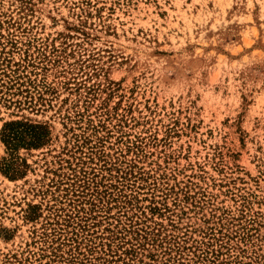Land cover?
Wrapping results in <instances>:
<instances>
[{"label": "rangeland", "instance_id": "1", "mask_svg": "<svg viewBox=\"0 0 264 264\" xmlns=\"http://www.w3.org/2000/svg\"><path fill=\"white\" fill-rule=\"evenodd\" d=\"M198 256L264 264V0H0V264Z\"/></svg>", "mask_w": 264, "mask_h": 264}, {"label": "trees", "instance_id": "2", "mask_svg": "<svg viewBox=\"0 0 264 264\" xmlns=\"http://www.w3.org/2000/svg\"><path fill=\"white\" fill-rule=\"evenodd\" d=\"M3 143L9 147L11 153L19 147L39 148L45 144L47 133L41 125L23 124L19 122L6 124L3 128ZM6 164V163H5ZM6 168V167H5ZM8 169V168H6ZM5 169V170H6ZM9 171V170H7ZM12 173H14L12 171ZM16 175V174H13ZM202 263L213 264L214 259L210 260L207 256L200 258Z\"/></svg>", "mask_w": 264, "mask_h": 264}]
</instances>
